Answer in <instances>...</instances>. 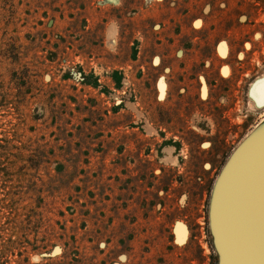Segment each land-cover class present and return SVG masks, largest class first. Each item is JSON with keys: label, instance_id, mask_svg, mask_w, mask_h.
<instances>
[{"label": "rangeland", "instance_id": "rangeland-1", "mask_svg": "<svg viewBox=\"0 0 264 264\" xmlns=\"http://www.w3.org/2000/svg\"><path fill=\"white\" fill-rule=\"evenodd\" d=\"M194 2L0 0V264H218L212 189L264 123V0ZM180 37L229 84L227 143L175 111L168 68L148 87Z\"/></svg>", "mask_w": 264, "mask_h": 264}, {"label": "water", "instance_id": "water-1", "mask_svg": "<svg viewBox=\"0 0 264 264\" xmlns=\"http://www.w3.org/2000/svg\"><path fill=\"white\" fill-rule=\"evenodd\" d=\"M208 219L218 264H264V123L221 170Z\"/></svg>", "mask_w": 264, "mask_h": 264}, {"label": "flooded vegetation", "instance_id": "flooded-vegetation-1", "mask_svg": "<svg viewBox=\"0 0 264 264\" xmlns=\"http://www.w3.org/2000/svg\"><path fill=\"white\" fill-rule=\"evenodd\" d=\"M182 2L186 3V6L191 8V10L184 9L185 12L187 11L186 16L190 14L192 17L196 13L202 12V9L200 10L201 3L194 2L190 4V0H182ZM210 7L212 11L213 5L211 4ZM206 21L207 20H205V22ZM224 22L225 21L221 20V25ZM205 24V30L210 31L211 26H207V22ZM201 27H203V24ZM181 40H184V37H180V40L178 41L179 43L177 44V46H181L183 48L180 60L174 59L173 57H171L172 55H169L167 50H163L161 56L159 55L160 57L158 58L157 69H152V67L150 66L146 68L147 72H149V79H147L146 81L148 82V87L150 88L151 92L154 93L155 85L153 84V80L158 78L154 76H159V73H162L166 68H168V74L170 76L167 80L163 81L164 96L169 98L171 97L172 93L176 94L177 100L175 111L177 113H181L180 117L183 118L185 113L193 109H197L198 107H205L207 116L210 119L209 122L207 121L205 127L208 129L209 134L211 136H214L212 142H215L216 144L227 143V141L224 140L222 130H215L214 132V128H227L228 118L225 116L227 112H223V108L225 109L229 105V99L227 97L229 84L228 82L218 80L216 73V63L213 61L211 56H205L211 54L209 47L210 42L207 41V38H205V41H207L205 43H201L200 41L196 42L197 38L185 43H181ZM157 41H161V39H157ZM159 45L160 44L158 42L153 43L152 46L149 47V49L154 50L156 47H159ZM194 45H199V47L204 48V51L200 53L199 58H194V56L188 58L187 53H193L192 48L194 47ZM166 47L168 48L167 44ZM148 60L150 59H147L146 57L144 59V64L146 63L148 65ZM200 77H202L203 79L205 88V98L203 100L204 104L199 103V93L202 88V84L199 81ZM220 115L221 120H226V123L217 121V124L215 125L213 119H218V116L220 117ZM198 121L200 122L201 119ZM202 121L206 122V120Z\"/></svg>", "mask_w": 264, "mask_h": 264}, {"label": "bare ground", "instance_id": "bare-ground-1", "mask_svg": "<svg viewBox=\"0 0 264 264\" xmlns=\"http://www.w3.org/2000/svg\"><path fill=\"white\" fill-rule=\"evenodd\" d=\"M111 36H113V31H112V34H111ZM114 36H115V34H114ZM108 38H109V37H108ZM113 38H114V39H111V40L114 42V40H115V37H113ZM111 40H109V41H111ZM107 41H108V40H107ZM109 41H108V42H109ZM108 42H107V43H108ZM113 42H112V43H113ZM109 43H110V42H109ZM114 43H115V42H114ZM111 45H112V44H111ZM162 87H163V86H162ZM160 89H161V88H160ZM161 90H163V89H161ZM181 235H182V234H181ZM179 236H180V235H179ZM182 237H183V236H182ZM182 237H181V238H182Z\"/></svg>", "mask_w": 264, "mask_h": 264}]
</instances>
